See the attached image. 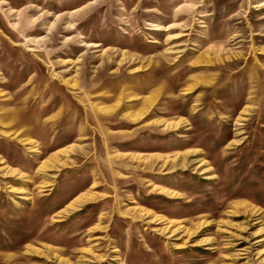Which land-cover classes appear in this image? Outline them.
Masks as SVG:
<instances>
[{
    "label": "rangeland",
    "instance_id": "1",
    "mask_svg": "<svg viewBox=\"0 0 264 264\" xmlns=\"http://www.w3.org/2000/svg\"><path fill=\"white\" fill-rule=\"evenodd\" d=\"M0 264H264V0H0Z\"/></svg>",
    "mask_w": 264,
    "mask_h": 264
}]
</instances>
